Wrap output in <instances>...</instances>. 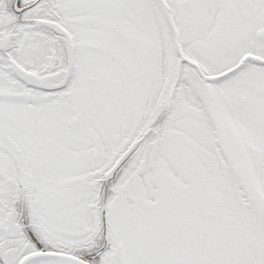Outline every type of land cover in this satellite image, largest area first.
<instances>
[{"label":"snow or ice","instance_id":"snow-or-ice-1","mask_svg":"<svg viewBox=\"0 0 264 264\" xmlns=\"http://www.w3.org/2000/svg\"><path fill=\"white\" fill-rule=\"evenodd\" d=\"M0 264H264V0H0Z\"/></svg>","mask_w":264,"mask_h":264}]
</instances>
